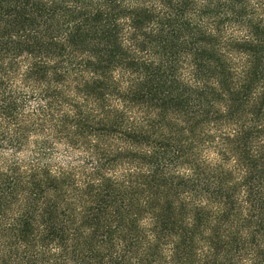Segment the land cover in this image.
I'll return each instance as SVG.
<instances>
[{"label":"trees","instance_id":"obj_1","mask_svg":"<svg viewBox=\"0 0 264 264\" xmlns=\"http://www.w3.org/2000/svg\"><path fill=\"white\" fill-rule=\"evenodd\" d=\"M0 264H264V0H0Z\"/></svg>","mask_w":264,"mask_h":264}]
</instances>
